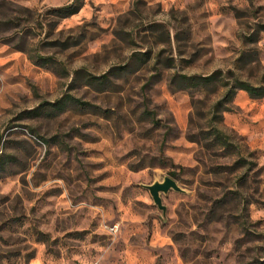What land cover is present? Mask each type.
<instances>
[{
  "label": "rangeland",
  "instance_id": "rangeland-1",
  "mask_svg": "<svg viewBox=\"0 0 264 264\" xmlns=\"http://www.w3.org/2000/svg\"><path fill=\"white\" fill-rule=\"evenodd\" d=\"M68 1L0 0V264H264V96L180 77L258 82L264 0Z\"/></svg>",
  "mask_w": 264,
  "mask_h": 264
},
{
  "label": "trees",
  "instance_id": "trees-1",
  "mask_svg": "<svg viewBox=\"0 0 264 264\" xmlns=\"http://www.w3.org/2000/svg\"><path fill=\"white\" fill-rule=\"evenodd\" d=\"M82 4H83V0H70L64 4L52 6L49 8V10L53 14L57 15L58 17H65V16H68L78 11ZM11 23H13L12 19H4L0 17V37L1 38L9 37V35H4L2 33L3 31H6L8 27H11L10 26ZM27 32L28 30L25 28L24 34ZM16 47H19V49L26 50L25 46H23L22 44H17ZM29 56L35 63H38V64H47L52 59L50 55L40 54L38 52L34 54H29ZM221 73H222L221 70H214L208 74H189V75L181 74L180 77H182L185 83L184 84L185 86H189V85L207 86L208 84H211V83L216 84L218 82L219 87H223V93H222V97L213 104L214 110L223 109L225 107L224 103L229 101L238 89L245 90L251 98H257V97L264 96V72L262 73L261 79L258 82H251L235 74L232 76L230 80L225 81L223 80ZM68 97L73 101H79L83 103L82 100L75 98L72 95ZM63 100L64 98L58 99L56 103L60 104ZM42 105L43 103L34 107V109L37 110L38 108L42 107ZM214 129H215L216 137L218 139L223 140L226 138V135L221 130L217 128H214ZM1 157L2 155L0 154V158Z\"/></svg>",
  "mask_w": 264,
  "mask_h": 264
},
{
  "label": "water",
  "instance_id": "water-1",
  "mask_svg": "<svg viewBox=\"0 0 264 264\" xmlns=\"http://www.w3.org/2000/svg\"><path fill=\"white\" fill-rule=\"evenodd\" d=\"M147 188L152 196L153 202L163 211L165 205L162 203L161 192H167L169 189L182 190L176 180L169 175H165L162 180H154L151 183H142Z\"/></svg>",
  "mask_w": 264,
  "mask_h": 264
}]
</instances>
